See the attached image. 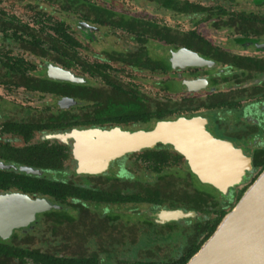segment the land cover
Returning <instances> with one entry per match:
<instances>
[{
	"label": "flooded vegetation",
	"instance_id": "1",
	"mask_svg": "<svg viewBox=\"0 0 264 264\" xmlns=\"http://www.w3.org/2000/svg\"><path fill=\"white\" fill-rule=\"evenodd\" d=\"M41 1L16 10L10 0H0V198L25 195L30 200L28 205L19 197L14 204L22 221L7 237L0 236V264L189 260L207 239L213 193L219 196L216 204H231L234 190L248 187V178L256 176L255 160L264 153V0H139L143 9L144 3L151 7L147 16L129 5L123 9L90 0L109 9L110 26L84 20V0L77 11L67 10L63 0H45L59 5L58 12L42 9ZM70 15L77 28L69 23ZM178 17L232 34L234 46L212 42L197 27L172 26L173 42H161L169 47V57L150 54L169 67L158 73L163 76L158 90L144 92V18ZM126 21L135 31L123 25ZM80 22L94 28L85 32ZM101 28L112 29L121 42L111 44V50H92ZM68 33L78 40L71 60L76 68L69 67L73 54L63 37ZM181 34L192 45H183ZM182 47L210 63L191 66L178 58L173 67L172 52ZM133 54L141 57V68L134 66ZM88 64L109 72V81L89 75ZM51 65L84 80L53 78ZM184 80L200 82L188 90ZM144 111L155 116L144 121ZM198 116L213 135L252 157L251 171L227 194L202 182L170 143L125 153L101 172L78 171L74 148L86 132L98 140L103 131L149 130L158 121ZM146 150L161 153L144 155ZM55 181L61 186L53 187Z\"/></svg>",
	"mask_w": 264,
	"mask_h": 264
},
{
	"label": "water",
	"instance_id": "2",
	"mask_svg": "<svg viewBox=\"0 0 264 264\" xmlns=\"http://www.w3.org/2000/svg\"><path fill=\"white\" fill-rule=\"evenodd\" d=\"M79 24L85 32L94 28L87 22ZM178 58L185 59L184 62L191 66L210 63L185 47L172 52L173 67L176 66ZM48 74L53 78L73 82L84 80L71 70L54 65L49 66ZM199 82L184 80L183 83L188 90H195L197 88L194 84ZM91 136V133L86 132L77 149L74 148L80 172H101L110 160L125 153L154 147L158 143L172 144L188 159L192 170L202 182L212 184L224 194H227L231 187L240 184L246 173L252 169V157L233 142L213 135L206 127V120L200 116L158 121L156 126L149 130L122 131L118 128L103 131L98 140ZM19 197L28 200L25 195H12L6 201L0 198L2 237H7L12 228L22 221L20 210L14 208ZM29 201L20 200V203L29 205ZM4 203L7 207L3 210ZM45 203L47 207L51 206ZM186 264H264V169Z\"/></svg>",
	"mask_w": 264,
	"mask_h": 264
},
{
	"label": "trees",
	"instance_id": "3",
	"mask_svg": "<svg viewBox=\"0 0 264 264\" xmlns=\"http://www.w3.org/2000/svg\"><path fill=\"white\" fill-rule=\"evenodd\" d=\"M63 6L67 8V10H80L79 6H80V0H63L62 1ZM83 11H82V18L86 21H89L91 23H99L105 26H110L113 24V19L111 18L109 9H107L105 6L103 5H98L97 3H95L94 1H90V0H84L83 1ZM134 20H138L139 19H134ZM219 21V20H218ZM123 22H125V20H123ZM127 23L123 24L124 26H127L128 28H131L133 31H135L136 27L134 26V24L129 23L128 21H126ZM139 26H142V24H140ZM140 28V27H139ZM172 28V26L168 25L167 23L157 20V19H149V18H144V70H148L152 73L158 74L160 70H166L169 66L166 65V63L164 61H162L159 58H154L150 55V51L147 48V44L148 42H150L151 40H157L160 42H173L172 38V32L170 31ZM63 37L65 38V41L67 42L68 46H69V53L70 55L73 54L72 56H70V63H69V67L72 68V66L74 68L75 65L71 63V60L73 58H76V54H77V50H76V45H77V38L74 37L71 33H68V35H63ZM186 35L181 34V43L183 45H192V40L185 38ZM63 41V40H62ZM199 41L201 42H207L206 39L202 38L199 39ZM132 60L134 62V66H137L138 68H141V57L137 56L136 54H133ZM236 63V62H234ZM239 66H245V67H250V69L252 68V66H247V65H242L243 63H237ZM85 70L88 71V74L91 76L97 75V74H101L103 77L107 78V80L109 81V72H104L102 70H100V68H97L95 66H93L92 64H88L85 67ZM161 114V113H160ZM155 115L152 114H145L144 111V121H146L147 119L149 120L150 118H152ZM158 117L160 118H165L167 116H163V115H158ZM160 151H151V150H146L144 155H158L160 154ZM255 167H256V176L252 178L251 181L254 180V178L257 177V175L264 169V153L261 154V156L259 158H257L255 160ZM61 182L60 181H55V183L52 184L53 187H59L61 186ZM247 186L245 185L244 187H242L238 192H236L234 190V194L233 197H235L234 203H236L238 201V199L241 197V195L243 194V192L246 190ZM213 218L211 220V227L209 228L207 234H206V238H208L213 231L216 229L217 225L219 224V222L221 221V219L223 218V216L234 206V203L232 202L231 204L229 203L227 207L216 204L215 197H218V194H216L215 192L213 193ZM188 261V257H186L185 259L182 260L181 264H186V262Z\"/></svg>",
	"mask_w": 264,
	"mask_h": 264
},
{
	"label": "rangeland",
	"instance_id": "4",
	"mask_svg": "<svg viewBox=\"0 0 264 264\" xmlns=\"http://www.w3.org/2000/svg\"><path fill=\"white\" fill-rule=\"evenodd\" d=\"M36 0H10L8 4H14V8L16 10H22L23 6L26 4H34ZM102 4H105L110 7H117L120 8L122 4V8L126 5H129L132 7L133 12L136 14L142 15L144 13V16H147L148 13L151 11V7L145 6L144 3V9L142 6L141 1L139 0H129V2H132V4H129L126 0H99ZM116 2V3H115ZM120 2V4L118 3ZM41 8L47 11H55L58 12L59 5L51 6L48 3H46L45 0L40 2ZM117 5V6H116ZM127 9V8H126ZM157 20L163 21L167 23L170 26L178 27L182 30H187L189 28L197 27V29L201 32V34L210 39L212 42L219 44V45H227V46H234V43H231V40L233 39L232 34H228L226 31H220L217 32L213 29H210V25L207 22L199 21V19H191L187 17H178V18H156ZM69 23L72 25L73 28H77V19L70 15L68 18ZM198 22V23H196ZM110 28H101L100 32L96 33L98 40L95 44L92 43V50L97 52H102L104 50H111V44L113 43H120L121 41L117 39V34L112 33V29ZM230 44V45H229ZM148 50L150 51V54L154 57L157 56H165L169 57V47H167L165 44L161 43L157 40H151L148 42ZM236 49H240L239 46H236ZM242 50V49H241ZM163 76L157 75L155 73H152L150 71H144V92L152 93L154 94L158 90V85L156 82L161 80ZM166 78V77H165ZM84 139V138H83ZM255 175H251L247 183L248 186L252 183L251 179ZM234 203V200L232 201ZM235 204V203H234Z\"/></svg>",
	"mask_w": 264,
	"mask_h": 264
}]
</instances>
